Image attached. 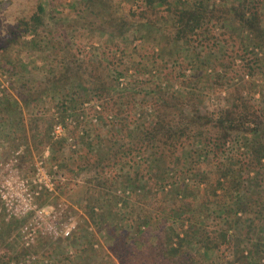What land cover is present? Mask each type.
<instances>
[{
	"label": "trees",
	"instance_id": "trees-1",
	"mask_svg": "<svg viewBox=\"0 0 264 264\" xmlns=\"http://www.w3.org/2000/svg\"><path fill=\"white\" fill-rule=\"evenodd\" d=\"M72 1L73 6H80L75 11L84 15L81 20L84 28L104 32L115 41L114 55L118 51H142L144 40L152 38L153 44L141 54L142 60L146 59L149 64L160 58L166 64L165 58L171 53L176 61L174 70L162 72L169 81L156 82L147 94L150 99L145 98V102L150 106L145 114L140 113L146 121L143 126H137V121L126 122V110L116 113L128 125L125 130L135 126L118 144L120 148L127 147L120 159L129 158L137 169L133 177L128 174L127 180H122L125 182L117 181L119 188H123V194L143 192L146 202L153 197L159 201L158 210L164 214L160 218L154 210H148L128 222L127 209L133 208L135 214L139 207L134 208L129 202L122 207L121 196L116 194L111 199L103 193L101 197L109 202L110 208L105 214L112 215V226L106 234L108 245L115 246L117 239L122 242L132 236L127 240L134 241L138 252L133 262L126 257V264H204L225 245L234 248L230 264H264V0ZM125 5L130 6L127 11L123 9ZM47 16V9L39 3L36 13L26 22L24 33L46 28ZM165 47H170L168 53H164ZM73 61L52 75L49 83L54 91L95 93L101 98L116 91L118 99L130 101L136 99L135 94L144 92L138 90L137 80H128L133 76L132 70L126 68V73L114 75L109 82L107 63H102V70L96 73L84 67V62ZM121 83L127 86L126 90L119 89ZM18 105L12 95L6 94L0 100V126L5 123L1 119L10 121L14 115H23ZM144 108L135 109L134 116ZM24 120L22 117L20 122ZM39 120L45 121L42 118L32 121ZM34 131L33 140L40 133L35 127ZM43 136L47 138V134ZM44 140L46 144L49 141ZM43 143L39 141L37 145L43 146ZM144 166L145 172L141 170ZM96 208H91L93 221L99 216ZM199 215L205 220L219 221L223 226L216 242L193 230L196 226L193 220ZM163 219L165 224L173 223L169 227L177 225L179 229L170 232L168 228L165 236L161 239L155 236L156 240L150 242L144 234L148 228L161 225ZM125 220L128 224L120 228ZM21 221L12 219L6 223L4 220L7 228L1 233L0 244L13 242L10 236L15 231H19L22 239L20 230L24 222ZM87 224L89 221L85 219L79 224L77 234L59 242L49 238H42V242L49 250L72 244L80 247L84 243L86 251L96 245L97 233H88V230L84 242L79 241L82 236L78 231ZM94 225L102 226L101 222ZM101 229L106 230L103 226ZM120 231L122 235L117 234ZM197 251L201 252L200 258ZM96 252L95 249L87 254L79 252L75 257L66 253L58 264H94V259H97L95 263L100 258L107 259V254ZM43 257L48 262L35 256V263L55 261L52 253ZM13 260L6 254L0 256V264H13Z\"/></svg>",
	"mask_w": 264,
	"mask_h": 264
},
{
	"label": "rangeland",
	"instance_id": "rangeland-1",
	"mask_svg": "<svg viewBox=\"0 0 264 264\" xmlns=\"http://www.w3.org/2000/svg\"><path fill=\"white\" fill-rule=\"evenodd\" d=\"M39 3H42L48 11L47 27L37 30L36 33H24L25 24L36 13ZM76 7L80 6H73L72 0H0V100L6 94L12 95L19 103V112L23 114L22 116L14 115L10 121L9 118H5L6 121L1 119L6 124L0 126V208L5 206L4 202H6L11 212L21 215L31 204L34 205V202L39 209L45 210L44 218L41 220L44 230L58 233V239L44 236L53 242H59L67 237L64 235L66 226L70 227L76 220L81 224L86 219L89 224L84 226L80 233L78 231V235L82 236L79 241L84 242L86 231L89 230L88 233L96 231V245L93 248L89 246L86 251L83 249L84 243L81 242L80 247L72 244V246H64L63 249L49 250V246L46 247L42 238H39L36 240V247H29L28 250L22 239L20 240L19 231H15L10 236L13 242L4 246L0 244V256L6 254L7 257L14 259L13 264H18L20 261H26L25 264H31L34 261L33 264H36L37 259L46 263L49 259L42 256L46 254L50 256V253L54 255L53 264H58L59 258L65 259L66 253L75 257L79 252L87 254L94 249L98 254H107L105 257L107 259L100 258L99 263H95L97 259H94V264H126V257L133 262L138 248H135L133 240H127L132 236L124 238L122 242L117 239L116 245L113 244L112 247L107 243L106 238L109 237L106 234L109 233L107 229L112 226L110 224L112 215L105 214L110 211V208L109 202L107 203L101 197L103 193L111 199L113 198L111 196L116 194L121 196L122 198H119L122 199L120 203L122 207L126 204L125 202L131 203L134 208L135 205L139 207L135 214L133 208L127 209L128 222H133L138 214L148 210H154L160 218L164 214L158 210L159 201L153 197L146 202L147 198L144 197L146 195H143V192L138 191L137 195L131 191L123 194V188H119L121 185L117 181L127 180L128 174L133 177L137 169L133 167L129 158L120 159L123 158L122 154L127 147L120 148L118 144V140L122 136H128L135 126L125 130L128 125H124L120 121L121 115L117 116L116 113L121 109L126 110V122L137 121V126L145 124L146 121L140 114H145L146 108L150 106L145 102V98L150 99L147 94L154 89L156 82L162 84L169 81L166 74L175 65L174 54L168 53L170 47H165L164 53L170 54L165 58L166 64L157 58L149 65L146 59H141V54L146 53L153 44L152 38H146L147 41L143 42L144 50L118 51L119 53L114 55L115 41L104 32H91L84 28L81 23L84 15L77 14ZM129 8L128 5L123 7L126 11ZM72 21L73 24H71ZM151 50L152 48L150 52ZM70 60L84 62V67L87 66L89 71L96 73L102 70V63L105 65L107 63L109 71L106 74L109 82L114 75L126 73V68L129 71L132 70L133 76L128 80H137L140 85L138 90L144 92L135 94L137 97L132 101L118 99V95H115L116 91L104 94V98L95 93L84 94L72 91L58 93L49 82L53 78L52 75L64 69L65 64ZM164 70H167L165 75L162 74ZM113 82L115 84V80ZM124 83L119 84V89H127ZM37 103L38 106H36ZM139 106L145 108L134 116ZM22 117L25 120L20 122ZM35 118H42L45 121L43 123L39 120L34 123L32 120ZM57 125L63 128V133L58 137L53 134ZM34 127L36 132H40L35 140L31 137L35 133ZM44 134H47V138H44ZM23 136L27 139H23ZM44 139H49L47 144ZM39 141H43L44 145H37ZM40 163H43L52 180V191L45 186L40 189V184L34 183ZM157 165L159 166V163ZM145 166L148 167L146 163ZM145 166L141 168L143 172H145ZM31 194L34 196L32 201L29 196ZM2 195L6 196L5 200ZM93 206L97 207L99 212L95 221L90 216ZM209 214L212 218L214 217L213 213ZM202 215L193 220V225L196 224L193 230L202 232L216 242L217 236L223 233V226L212 218L205 220ZM12 219L14 220V217ZM4 220L5 213L0 212L2 227L0 236L7 228ZM5 222L9 223V221ZM95 222H101L106 230H102L100 225L98 228L94 225ZM128 222L125 220L121 223L122 225H119L120 228L125 227ZM164 222L165 219L162 220L161 225L148 228L144 236L153 242L157 237L161 239L165 236L168 228L170 232L179 229L177 225L169 227L173 224L171 222L166 224ZM21 225L20 223V227ZM78 228L71 235H74ZM120 232L117 234L122 235L123 232ZM231 246H222L221 251H215L216 255H212L210 261L204 264L212 262L230 264L234 251L233 245ZM139 247L141 248V244ZM61 251L66 253L60 254ZM25 253L28 254L24 255ZM198 253L200 258L201 252L197 251L196 254ZM35 256L38 258L36 259Z\"/></svg>",
	"mask_w": 264,
	"mask_h": 264
},
{
	"label": "built area",
	"instance_id": "built-area-1",
	"mask_svg": "<svg viewBox=\"0 0 264 264\" xmlns=\"http://www.w3.org/2000/svg\"><path fill=\"white\" fill-rule=\"evenodd\" d=\"M62 133H63L62 126L61 125L55 126L53 134H55V136L58 137ZM37 182L40 184L39 186L40 189H42L45 186L46 189H50V191L53 190L52 180L48 176V173L45 167L43 166V163H40V165H38L37 179L34 180V183H37ZM36 194H38V192ZM29 196H30L31 201L34 200L33 194ZM2 198L5 200L6 196L2 195ZM4 203H5V206L3 205L0 208V212L5 213V221H10L11 218L14 217V219L22 220L24 222V225L21 228V238H22L23 244L26 247L28 248L32 247L33 245H35L37 239L44 238V236H50V237H53L54 239L59 238L57 237L58 236L57 232L55 233L54 231L44 230L43 223L41 220L44 218L45 210L42 208L39 209L38 206L34 202H33L34 205L31 204L26 209V211L21 215L11 212L10 211L11 208H9L8 204L6 202ZM29 218H31L30 221H29ZM79 224L80 222L76 220L72 222L70 227L66 226L64 230L65 231L64 235L65 236L71 235L73 231L79 227ZM0 229H1V225H0Z\"/></svg>",
	"mask_w": 264,
	"mask_h": 264
}]
</instances>
